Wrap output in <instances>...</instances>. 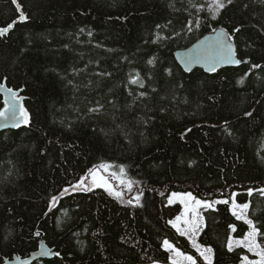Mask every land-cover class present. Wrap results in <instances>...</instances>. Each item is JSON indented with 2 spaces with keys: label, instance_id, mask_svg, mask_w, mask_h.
<instances>
[{
  "label": "trees",
  "instance_id": "1",
  "mask_svg": "<svg viewBox=\"0 0 264 264\" xmlns=\"http://www.w3.org/2000/svg\"><path fill=\"white\" fill-rule=\"evenodd\" d=\"M16 1L0 0V29L13 25L0 83L21 91L29 122L0 133V263L36 251L41 232L57 255L34 264H168L164 241L207 264L170 225L171 192L218 202L198 238L210 264L248 256L228 249L232 228L249 231L233 194L264 248V0L215 18L207 0ZM217 28L247 63L185 73L174 53ZM105 164L125 168L139 205L75 189Z\"/></svg>",
  "mask_w": 264,
  "mask_h": 264
},
{
  "label": "rangeland",
  "instance_id": "2",
  "mask_svg": "<svg viewBox=\"0 0 264 264\" xmlns=\"http://www.w3.org/2000/svg\"><path fill=\"white\" fill-rule=\"evenodd\" d=\"M222 2L226 5L228 3V0H222ZM208 4V10L212 17H216L218 13L222 10V8H217L215 4V0H207ZM97 181L103 183L106 182V187H97L93 183V175L92 172L85 176L78 184H76L75 188H87V187H95L100 190H103L107 193H111L116 199L121 200L124 204H130V205H139L141 201V193L138 187H136L135 184H133L126 175V170L123 166L116 167L112 164H105L104 166L100 167L99 169L94 170ZM83 182V183H81ZM119 188V190H117ZM252 192V191H251ZM115 193H120L119 196L115 195ZM173 193L171 192L168 196V204L169 205H175L178 204L182 207V211L180 214L175 217L172 221H170V225L173 227V224L176 226L173 227V229L180 235L183 236L187 241L189 242L191 248L197 253V255L201 258V260L207 264H210L213 260L212 252L208 251L209 249L203 248L200 246L198 238L199 235L204 227V221H203V212L207 209H212L216 202H206L200 199H196L192 194V197L195 198V200H200L202 203L211 204V207H196L195 208V216L193 215V211L191 210L192 207H195L194 200L193 201H187L183 199L184 194L187 193H177L180 195L173 196ZM249 193V192H248ZM234 195H232L231 201H230V211L233 214L235 211L237 215H243L245 218L249 219L247 217V209H241L239 207H234V205L239 206L243 204H237L234 200ZM138 198V199H137ZM131 201V203H129ZM171 201V202H170ZM224 202V201H222ZM249 206V205H248ZM237 219V216L234 215ZM195 220L198 224V230L193 233L191 231V221ZM244 222V219H238ZM245 223V222H244ZM248 225V224H247ZM249 227V225H248ZM179 229V231L177 230ZM251 231L249 227V231L246 233V235ZM234 232V229H231L230 237L228 240V249L229 244L231 243L232 247L231 250L235 248H243L248 252V256H245L242 258V261L239 264H259L262 257L258 253L264 252V248H261L260 246L254 248L252 251H249V248L247 246V242L245 241L246 235L242 239H234L232 237V234ZM185 233V234H181ZM239 242V243H238ZM255 243L257 244L256 237H255ZM170 244V243H169ZM171 245V244H170ZM198 246V247H197ZM163 249L169 253V263L173 264V261H176V264H190L188 260L185 259V257H188L186 255H183L181 251L176 249L173 245L171 248H167L163 244ZM230 250V249H229ZM177 252H179L181 255H177ZM203 253V255H201ZM205 256H207L209 259L206 260ZM193 259V258H192ZM195 264H198L195 259ZM157 264V263H154Z\"/></svg>",
  "mask_w": 264,
  "mask_h": 264
},
{
  "label": "water",
  "instance_id": "3",
  "mask_svg": "<svg viewBox=\"0 0 264 264\" xmlns=\"http://www.w3.org/2000/svg\"><path fill=\"white\" fill-rule=\"evenodd\" d=\"M14 4L20 10L16 0ZM6 32H0V36ZM229 37L226 30L217 28L201 37L188 48L176 51L174 59L185 73L199 69L206 74H214L221 69L236 68L242 64H246L247 60L237 57L235 46ZM235 60L242 62L235 64L233 63ZM9 89L11 88H8L4 82L0 83V96L3 100V108L0 112L5 113V115L0 116V133L25 127L29 122V115L24 108V97L21 95V91L11 89L12 92L10 93ZM21 110L27 114V123L24 122V117L20 115ZM64 194L65 192L62 193V195ZM37 234L39 242L36 251L25 258L14 256L11 260L5 259L0 264H34L38 261L50 260L56 256L57 254L48 248L42 239L43 234L41 232Z\"/></svg>",
  "mask_w": 264,
  "mask_h": 264
},
{
  "label": "snow or ice",
  "instance_id": "4",
  "mask_svg": "<svg viewBox=\"0 0 264 264\" xmlns=\"http://www.w3.org/2000/svg\"><path fill=\"white\" fill-rule=\"evenodd\" d=\"M13 2L15 3V0H13ZM228 3H231V0H228ZM215 4H216V7L219 9V8H223L225 7V4L222 2V0H215ZM19 19L23 20L25 19L24 16H20ZM13 25L12 24H9L7 26V28L5 29H0V32H6L8 29L12 28ZM238 31V29H237ZM230 39V37H229ZM242 61L240 60H235L233 61V63L235 64H240ZM253 67H259V65H254ZM10 93L12 92L11 89L8 90ZM5 115V113L3 112H0V116H3ZM20 115L24 117V122L27 123V114L21 110L20 112ZM92 172V175H93V183L97 186V187H106V182H99L97 181L96 179V175H95V171L94 170H90ZM83 183V182H81ZM87 190H90V189H87ZM66 191V190H65ZM111 194V193H110ZM249 195L252 194L251 190H249ZM115 195L119 196L120 193H115ZM177 195H180V194H177V193H173V196H177ZM138 199V198H137ZM183 199L184 200H187V201H193L194 200V204H195V207H192V211H193V215L195 216V208L196 207H211L212 205L211 204H207V203H202L200 200H195L194 197H192L191 193H187V194H184L183 196ZM53 202H55V197L53 198ZM171 202V201H170ZM129 203H131V201H129ZM224 203H227V201H224ZM234 207H239L241 209H244L246 210L248 208V204H243V205H239V206H236L234 205ZM233 215H236L237 216V219H244V222L246 224L249 225L251 231L246 235L245 237V241L247 242V246L249 248V251H252L254 248L258 247V245H256L255 243V237L256 235L258 234L257 233V229L255 228V226L253 225V222L250 220V219H247L245 218L242 214L241 215H237V213L234 211L233 212ZM177 219H179V217H177ZM171 223V222H170ZM176 225L173 224V227H175ZM179 231V229H177ZM198 230V224L196 223L195 220L191 221V231L193 233H195L196 231ZM181 234H185V233H181ZM239 243V242H238ZM164 245L167 247V248H171L172 245H170L168 243V241H164ZM198 247V246H197ZM231 243L229 244V249L231 250ZM208 251H211L210 249ZM259 255H261L262 259L261 261L259 262V264H264V252H260L258 253ZM177 255H181L179 252H177ZM201 255H203V253H201ZM186 260H188L190 262V264H195V261L192 259L191 256H188V257H185ZM205 259L208 260L209 258L207 256H205ZM173 264H176V261H173Z\"/></svg>",
  "mask_w": 264,
  "mask_h": 264
}]
</instances>
